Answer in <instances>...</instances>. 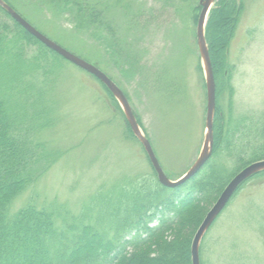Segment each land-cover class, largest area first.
Instances as JSON below:
<instances>
[{
	"label": "rangeland",
	"instance_id": "1",
	"mask_svg": "<svg viewBox=\"0 0 264 264\" xmlns=\"http://www.w3.org/2000/svg\"><path fill=\"white\" fill-rule=\"evenodd\" d=\"M9 1L37 31L98 68L123 92L168 179L176 181L193 165L206 130L205 73L196 44L199 0H92L101 2L102 32L76 29L68 15L46 8L42 0ZM240 4L227 74L214 79L218 108L213 120L219 117L227 129L244 118L264 115V0ZM121 49L134 58L131 72L126 65L120 69L115 52ZM61 65L50 96L54 122L39 135L59 156L16 198L12 210L29 202L53 206L71 221L86 213L99 190L155 174L142 144L130 136L123 113L100 82L68 62ZM215 143L213 139L212 151ZM212 159L223 167L224 175L231 174L235 165L226 153L218 152ZM62 216L57 217L59 222ZM199 260L264 264V176L243 185L214 220L200 241Z\"/></svg>",
	"mask_w": 264,
	"mask_h": 264
},
{
	"label": "trees",
	"instance_id": "2",
	"mask_svg": "<svg viewBox=\"0 0 264 264\" xmlns=\"http://www.w3.org/2000/svg\"><path fill=\"white\" fill-rule=\"evenodd\" d=\"M2 1L17 12L9 0ZM42 1L46 8L68 15L78 30H104L101 2ZM240 3L216 0L209 13L205 40L214 79L227 74L228 47ZM115 54L120 56V69L126 65L129 71H125H133L134 58L129 53L121 49ZM62 62L66 61L0 7V264H191L192 239L207 208L235 174L264 160V115L244 118L231 129L219 117L213 120L216 143L211 155L221 152L233 159L231 174L224 175L223 167L210 157L193 178L174 189L161 186L153 171L154 177L127 178L99 190L79 220L69 221L66 212L63 217L53 206L30 202L13 211L16 198L40 180L59 156L39 135L54 122L50 96ZM103 88L122 114L117 101ZM215 93L217 99L216 86ZM262 176L264 171L251 176L234 195Z\"/></svg>",
	"mask_w": 264,
	"mask_h": 264
},
{
	"label": "water",
	"instance_id": "3",
	"mask_svg": "<svg viewBox=\"0 0 264 264\" xmlns=\"http://www.w3.org/2000/svg\"><path fill=\"white\" fill-rule=\"evenodd\" d=\"M213 0H199L200 13L197 18L196 26V44L199 50L200 59L202 63V69L205 73V85H206V120H205V138L203 143L202 151L200 152L197 160L193 165L176 181L168 179L163 173L158 160L151 148L149 141L142 135L138 123L132 113L128 101L122 91L98 68L85 62L74 54L63 49L58 44L52 42L42 33L37 31L33 26H31L26 20H24L17 12H15L10 6L5 2L0 0V7L5 10L13 21H15L22 29H24L29 35L35 38L43 46L49 50L56 53L66 62L76 66L77 68L88 73L95 79H97L113 96L117 101L122 113L126 119V122L132 132V134L139 140L142 144L144 151L148 157L153 171L156 174L157 182L169 189H174L182 186L193 178L207 163L210 159L212 146H213V134H212V124L214 111L216 106V93H215V82L213 76V70L209 58L208 47L205 41V25L208 18V13ZM264 171V160L254 162L247 165L237 174H235L229 182L226 184L220 195L217 197L215 202L211 205L207 211L204 219L202 220L200 226L198 227L191 243V264L199 263V245L202 237L212 225L214 220L220 215L224 208L229 203L230 199L239 188V186L248 180L251 176Z\"/></svg>",
	"mask_w": 264,
	"mask_h": 264
}]
</instances>
